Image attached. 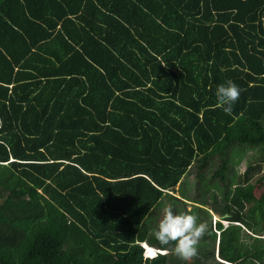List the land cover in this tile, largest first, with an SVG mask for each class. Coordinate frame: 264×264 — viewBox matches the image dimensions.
Wrapping results in <instances>:
<instances>
[{"label":"trees","instance_id":"trees-1","mask_svg":"<svg viewBox=\"0 0 264 264\" xmlns=\"http://www.w3.org/2000/svg\"><path fill=\"white\" fill-rule=\"evenodd\" d=\"M245 149L264 153V0H0V264L180 261L153 235L165 197L208 225L192 264H264L260 167L227 182Z\"/></svg>","mask_w":264,"mask_h":264},{"label":"clouds","instance_id":"clouds-1","mask_svg":"<svg viewBox=\"0 0 264 264\" xmlns=\"http://www.w3.org/2000/svg\"><path fill=\"white\" fill-rule=\"evenodd\" d=\"M241 91L242 89L231 80L219 84L215 91L216 106L224 114L231 115L233 106L238 101ZM207 231L208 225L199 221L197 216L186 212L173 211L172 207L169 206L165 208L153 235L161 246H167L170 243L174 244V255L184 264H191L193 258L198 255L199 243ZM145 255L149 256L147 248Z\"/></svg>","mask_w":264,"mask_h":264},{"label":"rangeland","instance_id":"rangeland-1","mask_svg":"<svg viewBox=\"0 0 264 264\" xmlns=\"http://www.w3.org/2000/svg\"><path fill=\"white\" fill-rule=\"evenodd\" d=\"M264 153H260V151L258 149H245L242 153V155H237L234 157V162H230L229 163V169H228V177H227V182L234 177L235 175L233 173H235L236 175H238L239 173H242L245 171L247 165L252 164L255 166H259L260 169L258 171H256V173H254L252 175V180L253 183H255L257 185L256 189H255V194L258 196L261 192H264ZM220 162V154H216L212 161H211V167L209 168V172L214 171L218 164ZM232 163V164H231ZM194 173L193 170H191L190 175L187 176V178H185V182L184 187L185 189L189 190L190 194L192 196H197L199 194V198H205L208 200V202L211 205H215L217 207H221L224 205V198L222 196V194L218 193L216 195V199H212L209 197V192L206 193V191H204L202 189L201 186H198L199 190L196 191V178L194 177V175L192 174ZM263 176V177H262ZM262 177L261 180H259L258 178ZM226 185V184H225ZM198 194H196V193ZM178 195V194H177ZM192 204H195V202L189 201L187 204H181L183 207H185V209H187V211H189L192 208ZM171 207V202L168 198H163V202L161 204V206H159V208H155L154 209V217L156 216V222L158 223V221L160 220V218L162 217L164 210L166 207ZM210 205H208L206 208H208ZM174 211V210H173ZM209 211V210H208ZM210 216H211V224L212 227L215 228L217 225V222L220 220L224 226H227L229 224V221L225 219V215H222L221 213H218L217 211H213L210 210ZM206 218H209V214H207ZM155 222V223H156ZM218 235V233H217ZM218 238V236H217ZM218 242V239H217ZM216 256H217V249H216ZM176 259L178 260V258L176 257ZM193 263V260L191 261V264ZM209 263V261H208ZM211 264H216L215 260L212 258L210 260ZM209 263V264H210ZM170 264H184V262L182 261H177L174 262L170 261Z\"/></svg>","mask_w":264,"mask_h":264},{"label":"snow or ice","instance_id":"snow-or-ice-1","mask_svg":"<svg viewBox=\"0 0 264 264\" xmlns=\"http://www.w3.org/2000/svg\"><path fill=\"white\" fill-rule=\"evenodd\" d=\"M150 256H152V255H154V253L151 251V250H149V253H148Z\"/></svg>","mask_w":264,"mask_h":264},{"label":"bare ground","instance_id":"bare-ground-1","mask_svg":"<svg viewBox=\"0 0 264 264\" xmlns=\"http://www.w3.org/2000/svg\"><path fill=\"white\" fill-rule=\"evenodd\" d=\"M150 249H152V248H150ZM150 249H149V250H150Z\"/></svg>","mask_w":264,"mask_h":264},{"label":"water","instance_id":"water-1","mask_svg":"<svg viewBox=\"0 0 264 264\" xmlns=\"http://www.w3.org/2000/svg\"><path fill=\"white\" fill-rule=\"evenodd\" d=\"M225 216H227V215H225Z\"/></svg>","mask_w":264,"mask_h":264}]
</instances>
